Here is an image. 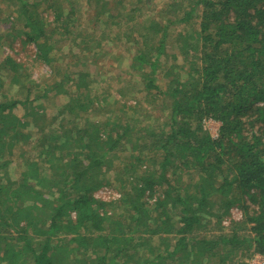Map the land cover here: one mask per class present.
Returning a JSON list of instances; mask_svg holds the SVG:
<instances>
[{
    "label": "trees",
    "instance_id": "1",
    "mask_svg": "<svg viewBox=\"0 0 264 264\" xmlns=\"http://www.w3.org/2000/svg\"><path fill=\"white\" fill-rule=\"evenodd\" d=\"M13 4L22 19H15L22 26L16 37L23 35L26 43L36 45L38 58L50 63L48 56L53 49L41 30L42 23L34 19L37 5L22 0ZM196 4L204 8L197 46L192 50L191 42L182 46L178 58L182 64L161 63L165 52L161 40L152 46V53L142 51L133 57L132 70L144 76L146 95L152 100L156 96L172 100L164 126L132 134L129 120L116 119L99 128L87 118L84 128L75 120H80V110L92 104L90 92H86L58 112L71 119L70 128H63L61 120L44 121L38 129L40 137L28 142V134L18 131L26 126L27 117L36 114L32 103L39 97L32 96L29 88L24 99L0 93V151L9 147L11 152H0V169L6 168L12 157L22 160L15 154L22 144H32L39 158L25 163L28 166L16 181L0 176V264H165L167 259L176 263L183 257L190 261L197 251L205 264H224L217 244L240 245L249 257L264 253V0H196ZM49 8L57 13L54 20L58 22L60 12L54 5ZM106 12L104 7L94 14L102 21ZM188 17L179 20L187 21ZM92 21L95 23L94 17ZM9 23L13 28L16 21ZM145 63L150 73L142 72ZM20 68L13 56H0V76L3 71L13 73V82L19 87ZM153 72L168 78L165 89L152 77ZM114 89L112 99L119 101L120 93ZM97 95L99 100L104 98ZM18 108L24 111L21 117L13 113ZM206 119L220 124L215 138L202 126ZM66 133H70L69 139ZM49 135L57 143L78 145V153L70 151L71 164L64 165L63 158L52 160L56 146L49 142ZM123 138L132 145L128 152L131 162L119 161L115 155L117 151L120 155ZM147 154L151 155L150 165L145 162ZM115 160L121 166L116 180L122 192L117 217L108 212L117 207L115 204L93 197L107 184L99 178L105 169L114 170ZM40 161L49 162L57 181L49 180V175L39 176ZM70 165L77 171L74 176L68 173ZM169 169L195 171L194 193L182 195L167 179ZM32 179L35 182L29 181ZM214 196L217 200L212 201ZM180 206L174 219L172 211ZM235 207L243 211L249 236H238L237 227L230 236L216 240L191 237L208 223L202 221L204 215L216 217L219 223V217ZM70 211L75 212L74 220ZM163 225L162 233L154 232ZM63 228L70 235L59 246L53 237ZM145 234L150 241L141 247ZM166 249L170 251L163 255Z\"/></svg>",
    "mask_w": 264,
    "mask_h": 264
},
{
    "label": "rangeland",
    "instance_id": "2",
    "mask_svg": "<svg viewBox=\"0 0 264 264\" xmlns=\"http://www.w3.org/2000/svg\"><path fill=\"white\" fill-rule=\"evenodd\" d=\"M22 1L27 4L33 3L37 5V7L34 6L33 8L34 19L42 23L41 30L49 39L47 43L51 44L53 49L48 56L50 63L41 61L38 58L39 52L36 45L26 43L23 35L16 37L17 33L22 32V26L15 19H22L13 4L14 0H0V37L2 36L0 56H13L16 62L22 68L24 67V69H18V78L21 81L20 87L14 84L13 73H6L5 71L1 73L0 93L24 99L26 97V88H29L32 96L39 97L37 101L32 103V107L35 109L33 111L36 114L27 117L25 120L26 126L18 131L19 133L25 132L28 134V142L40 137V130L38 129L44 121L61 120L63 128H70L72 126L71 119H68L67 115L62 117L58 112L66 110L70 106V102L75 101L79 94H87L86 92H90L91 96L89 95V97H91L92 104L87 109L80 110V120H75L78 125H84V128H86L85 121L87 118L94 125H100L99 128H105V125L116 122V119L129 120L132 123V127H130L132 134L145 129L155 130L159 126H164L165 121L168 120L169 109L167 110V108L171 106L172 100L168 97L163 99L161 96H156L152 100L151 96L146 95L143 90V85L146 84V80L143 83L142 78L144 76L136 75L132 70L133 57L142 51H146L148 54L152 53V46H156L158 40H161L165 43V52L162 55L161 63L165 61L173 63L175 61L176 64H182L183 61L178 59L181 56L182 46L190 42V50L197 46L195 39L199 31L198 23L201 11L204 8L200 4H196V0ZM53 5L61 14V19L58 22L54 20L57 17V13L52 8H49V6L53 7ZM104 7L107 8V12L102 21H100L99 17L96 18L94 13H98ZM71 12L72 14H70ZM188 14L187 21L181 22L179 20ZM92 17L95 18V23L92 21ZM13 21H16V24L12 28L9 22ZM23 31L26 30L23 29ZM41 41L42 39L38 40L39 43ZM86 47H88V51H85ZM190 55L193 54L190 53ZM142 66L144 67L142 72L150 73L147 63ZM157 73L153 72L152 77H155L160 87L165 89L168 78L161 77ZM114 88L118 89V94L120 93L119 101L112 99ZM97 94H101L104 98L99 100ZM86 100L89 101V98ZM129 105H131V109H129L130 107L127 108ZM13 113L17 117H21L24 111L22 108H18ZM219 125L217 121L212 119H206L202 123L203 128L214 138L217 136ZM53 128L56 129V127ZM70 136V133H66L67 139ZM49 137H51L49 142L52 146L57 147L53 151L52 160L58 162L59 159L63 158L64 165L66 163L69 164L72 157L70 151L73 150L78 153V145L70 147L71 142L64 145L57 143L51 135ZM19 146L22 148H16L15 154L19 153L22 160H14L12 157V162L6 168L0 169V176L11 182L21 178L20 174L25 169V166H28L25 163L28 164L35 160L39 161L36 150L31 147L32 144ZM131 146V144L125 142L124 138L122 139L119 147L120 155L118 151L117 154L115 152V155L120 159L119 161H132V157L128 153L131 151ZM59 147L61 148L60 150ZM8 149L9 147H5L0 152L9 154L11 152ZM150 156L147 154L145 159V162L149 165L151 164ZM117 163L118 161L115 160L113 164L114 170L110 169L107 171L105 169L102 173V179L99 178L102 183L107 182V184H104L105 188L119 194L115 201L108 203V205L115 204L117 206L113 209L110 208V211H108L110 216L115 217L121 213L119 204L122 200L120 182L116 180L120 175L118 173L120 170L118 169L121 166ZM38 166L39 176L49 175L47 177L49 180H58L53 174L52 168H48L50 166L49 162L41 164L40 161ZM73 172L77 171H73V167L70 165L68 173L74 176ZM55 173H59L58 170ZM71 176L69 177L70 179ZM34 177L37 180L36 174ZM167 179H170L171 183L179 187L182 195L194 193L192 184L196 183L195 181L197 180L195 171L187 173L177 169H169ZM35 180L29 181L35 182ZM95 194H99V190L93 193V197ZM211 199L215 201L217 197L214 196ZM181 209L182 206L172 211L174 219H176L178 211ZM242 212L241 208L235 207L228 214L221 215L219 223L214 220L216 217L211 218L204 215L205 219L202 221L208 223L205 224L204 228L198 231L195 230L191 237L196 240L201 238L216 240L230 236L234 228L237 227L238 236H249V230L243 223L244 216ZM70 213L71 219L74 220L75 212L70 211ZM168 213H171V211H168ZM165 227L163 225L153 230L156 233H162ZM68 235L70 234L63 228L58 232V236L53 237V241L57 238L59 240L58 245H63L67 242ZM149 241L150 239L145 234V239L140 241L142 243L141 247H146V242ZM156 243H159V241H156ZM53 244H56V242ZM141 247L139 248L140 250ZM239 247L241 246L216 245V249L221 253L219 258H223V261L225 260L224 264H247L249 259L248 250L243 248L241 252ZM156 248L160 247L157 246ZM169 251V249H166L162 254L166 255ZM224 252H228V254L223 257ZM194 253L190 261L183 257L176 263L167 259L165 264H205L204 261L206 260L200 255V251ZM214 263L217 264L216 262Z\"/></svg>",
    "mask_w": 264,
    "mask_h": 264
},
{
    "label": "built area",
    "instance_id": "3",
    "mask_svg": "<svg viewBox=\"0 0 264 264\" xmlns=\"http://www.w3.org/2000/svg\"><path fill=\"white\" fill-rule=\"evenodd\" d=\"M118 197V193H114L105 187L99 189V194H95L94 196L95 200L105 203L115 201ZM247 264H264V253H253L247 260Z\"/></svg>",
    "mask_w": 264,
    "mask_h": 264
}]
</instances>
